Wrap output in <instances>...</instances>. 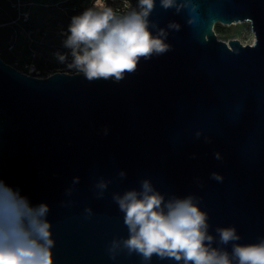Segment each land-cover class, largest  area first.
Listing matches in <instances>:
<instances>
[{"label": "water", "instance_id": "95a60500", "mask_svg": "<svg viewBox=\"0 0 264 264\" xmlns=\"http://www.w3.org/2000/svg\"><path fill=\"white\" fill-rule=\"evenodd\" d=\"M176 3L156 0L149 18L169 50L120 81L30 75L0 56V179L49 206L54 264H176L109 251L128 235L113 193L146 179L166 199L197 198L211 234L231 226L241 245L264 239V0ZM244 21L252 43L217 38L216 23Z\"/></svg>", "mask_w": 264, "mask_h": 264}, {"label": "clouds", "instance_id": "9594fccd", "mask_svg": "<svg viewBox=\"0 0 264 264\" xmlns=\"http://www.w3.org/2000/svg\"><path fill=\"white\" fill-rule=\"evenodd\" d=\"M159 4L165 10L176 8L177 12L182 7L176 0H159ZM155 7L156 0H138L136 7L125 2L126 11L121 13L107 0H94L91 7L73 16L67 31L61 33L62 45L72 56L67 68L88 81H120L125 73L136 70L141 58L167 52L168 31L157 28L149 19ZM152 28H156L155 35ZM179 28L175 22L168 24V29ZM56 57L60 63L67 61L66 54L57 53ZM215 155L220 159L219 153ZM211 178L223 181L219 173L213 172ZM108 184L103 179L97 182L99 197ZM112 199L123 213L128 231L126 238L112 241V253L123 247L145 262L156 256L176 264H264V239L241 245L240 235L231 226L217 227L216 235L211 234L209 216L193 196L166 199L146 179L139 190L113 193ZM49 211L46 203L33 206L19 190L0 179V264H54ZM84 211L92 215L90 207ZM229 244L231 251L225 247Z\"/></svg>", "mask_w": 264, "mask_h": 264}, {"label": "rangeland", "instance_id": "374dc122", "mask_svg": "<svg viewBox=\"0 0 264 264\" xmlns=\"http://www.w3.org/2000/svg\"><path fill=\"white\" fill-rule=\"evenodd\" d=\"M136 7L138 0H129ZM94 0H0V56L22 71L29 70V64L36 66L34 74L47 75L57 70L74 72L67 68L71 62L70 50L62 45L71 18L91 7ZM115 8L123 0H108ZM25 14L27 20H24ZM220 31H215L217 38L228 41L236 38L242 44L254 41L249 22L231 24L216 23ZM66 54L67 61L60 63L56 54ZM69 57L71 60L69 61Z\"/></svg>", "mask_w": 264, "mask_h": 264}, {"label": "built area", "instance_id": "2783aa9c", "mask_svg": "<svg viewBox=\"0 0 264 264\" xmlns=\"http://www.w3.org/2000/svg\"><path fill=\"white\" fill-rule=\"evenodd\" d=\"M108 1V0H107ZM124 1V3L122 4V5H120V6H117V7H115L114 9L115 10H118L119 12H121V13H123L124 11H126V9L124 8V4H125V2H127L131 7H133V5H132V3L129 1V0H123ZM27 15L28 14H25V17H24V20H27ZM2 27V24H0V28ZM65 32V31H64ZM69 61L71 60V58L69 57V59H68ZM16 64H17V61H15L14 62V64H11V65H13L14 67H16ZM17 68V67H16ZM20 70V69H19ZM22 71V70H21ZM36 71V66H35V64L33 63V62H31L30 64H29V70L26 72V71H23V72H25V73H27V74H30V75H35V76H43V75H38V74H34V72ZM57 71H63V70H57ZM64 72H68V71H64ZM48 75V74H47Z\"/></svg>", "mask_w": 264, "mask_h": 264}, {"label": "trees", "instance_id": "16d2710c", "mask_svg": "<svg viewBox=\"0 0 264 264\" xmlns=\"http://www.w3.org/2000/svg\"><path fill=\"white\" fill-rule=\"evenodd\" d=\"M215 31H220V29H218V27H215Z\"/></svg>", "mask_w": 264, "mask_h": 264}]
</instances>
